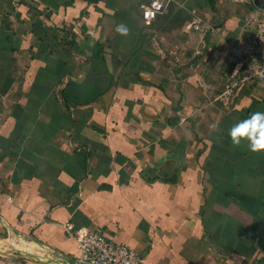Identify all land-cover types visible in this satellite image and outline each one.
<instances>
[{
    "label": "crops",
    "instance_id": "obj_1",
    "mask_svg": "<svg viewBox=\"0 0 264 264\" xmlns=\"http://www.w3.org/2000/svg\"><path fill=\"white\" fill-rule=\"evenodd\" d=\"M143 1L0 0V249L31 246L0 264H66L47 253L77 254L66 223L139 264H264V152L228 136L264 111V84L218 99L261 6L166 0L148 23ZM195 14L213 30H195Z\"/></svg>",
    "mask_w": 264,
    "mask_h": 264
},
{
    "label": "built area",
    "instance_id": "obj_2",
    "mask_svg": "<svg viewBox=\"0 0 264 264\" xmlns=\"http://www.w3.org/2000/svg\"><path fill=\"white\" fill-rule=\"evenodd\" d=\"M25 0H13V6L20 10ZM166 0H148L140 3L145 22H152L165 10ZM194 17L192 26L201 34L213 30L212 26L201 17ZM249 35L239 37L231 46V56L235 70L227 76L224 90L218 99L229 102L238 88L254 83L264 84V7H255L245 20ZM12 200V197H8ZM65 228L76 239L77 254L59 256L66 264H139L141 255L125 244L113 241L98 230L85 235L75 232L72 223Z\"/></svg>",
    "mask_w": 264,
    "mask_h": 264
},
{
    "label": "clouds",
    "instance_id": "obj_3",
    "mask_svg": "<svg viewBox=\"0 0 264 264\" xmlns=\"http://www.w3.org/2000/svg\"><path fill=\"white\" fill-rule=\"evenodd\" d=\"M117 34L121 36L130 35V29L126 24H118L115 28ZM212 129H216L213 124ZM228 136L233 147L246 145L248 151L252 153L264 152V111L249 113L247 118L233 124Z\"/></svg>",
    "mask_w": 264,
    "mask_h": 264
},
{
    "label": "water",
    "instance_id": "obj_4",
    "mask_svg": "<svg viewBox=\"0 0 264 264\" xmlns=\"http://www.w3.org/2000/svg\"><path fill=\"white\" fill-rule=\"evenodd\" d=\"M256 4H258L259 6L263 7V4L260 2V0H254ZM98 78L96 80H94L89 86L88 88V101L89 100H93L94 98H96L102 91V88L98 85L97 82ZM79 85V82L77 81H71L70 84H68L67 86V90H66V94L67 96L70 98V100L77 102V103H82L84 102L83 100H80L76 95H75V89L76 87Z\"/></svg>",
    "mask_w": 264,
    "mask_h": 264
},
{
    "label": "rangeland",
    "instance_id": "obj_5",
    "mask_svg": "<svg viewBox=\"0 0 264 264\" xmlns=\"http://www.w3.org/2000/svg\"><path fill=\"white\" fill-rule=\"evenodd\" d=\"M20 244L27 246L26 248H28V250H31V246L27 245L26 243H21V241H19L17 243H15V242L6 243L5 248L0 249V251L3 252V253H13V250H14L13 248H19L18 246ZM47 251H48L47 253H49V254H51L53 256H56V257L62 256L61 254H59V252H55V251H52L50 249L47 250Z\"/></svg>",
    "mask_w": 264,
    "mask_h": 264
},
{
    "label": "trees",
    "instance_id": "obj_6",
    "mask_svg": "<svg viewBox=\"0 0 264 264\" xmlns=\"http://www.w3.org/2000/svg\"><path fill=\"white\" fill-rule=\"evenodd\" d=\"M97 49H98V51H100L101 47L98 46ZM96 61H97L98 63H102V62H103L101 56H99V55L97 56Z\"/></svg>",
    "mask_w": 264,
    "mask_h": 264
},
{
    "label": "flooded vegetation",
    "instance_id": "obj_7",
    "mask_svg": "<svg viewBox=\"0 0 264 264\" xmlns=\"http://www.w3.org/2000/svg\"><path fill=\"white\" fill-rule=\"evenodd\" d=\"M260 2H261L262 4H264V0H260Z\"/></svg>",
    "mask_w": 264,
    "mask_h": 264
}]
</instances>
